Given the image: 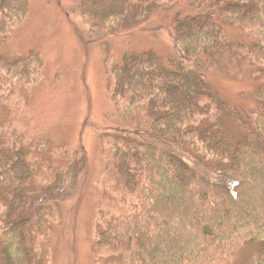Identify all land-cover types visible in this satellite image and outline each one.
<instances>
[{"label":"trees","instance_id":"1","mask_svg":"<svg viewBox=\"0 0 264 264\" xmlns=\"http://www.w3.org/2000/svg\"><path fill=\"white\" fill-rule=\"evenodd\" d=\"M176 1L78 0L77 9L91 28L114 35L131 12L142 18L148 6ZM27 13V0H0V38ZM172 22L174 55L125 53L109 72L115 106H150L154 118L112 139L129 185L121 198L124 212L102 225L93 253L117 256L121 264H233L253 242L258 249L251 264H264V0L200 1L195 12L177 14ZM224 23L243 32L248 43L241 49L259 72L257 108L245 115L223 104L211 108L217 101L206 57L225 45ZM41 69L33 51L0 54V102L9 101L16 83L34 82ZM3 132L0 264H37V216L55 217L73 193L85 158L67 156L65 167L33 196L27 190L30 143L9 127ZM17 206L30 211L17 213Z\"/></svg>","mask_w":264,"mask_h":264},{"label":"rangeland","instance_id":"2","mask_svg":"<svg viewBox=\"0 0 264 264\" xmlns=\"http://www.w3.org/2000/svg\"><path fill=\"white\" fill-rule=\"evenodd\" d=\"M27 1L26 17L6 39L0 38V54L20 57L33 51L39 54L42 69L34 82L16 83L9 101L0 102V137L9 127L10 134L30 143L27 190L33 196L51 183L55 170L65 167L67 156L80 153L85 158L73 193L58 205L55 217L49 212L37 216V264H121L117 256L97 258L93 253L102 225L124 212L121 198L129 185L112 139L143 129L154 117L150 106L117 108L108 92L109 72L125 53L174 55L172 19L195 12L200 1L214 0L150 5L142 18L131 12L114 35L91 28L77 9L78 0ZM223 33L225 45L206 57L217 101L210 102L211 108L223 104L245 115L257 108L253 95L259 72L241 49L248 43L243 32L224 23ZM29 211V206L16 207L17 213ZM257 249V244L246 243L233 264H251Z\"/></svg>","mask_w":264,"mask_h":264}]
</instances>
